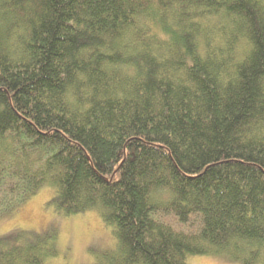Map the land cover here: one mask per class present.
<instances>
[{
    "label": "trees",
    "instance_id": "1",
    "mask_svg": "<svg viewBox=\"0 0 264 264\" xmlns=\"http://www.w3.org/2000/svg\"><path fill=\"white\" fill-rule=\"evenodd\" d=\"M43 186L93 264H264V0H0V217Z\"/></svg>",
    "mask_w": 264,
    "mask_h": 264
},
{
    "label": "rangeland",
    "instance_id": "2",
    "mask_svg": "<svg viewBox=\"0 0 264 264\" xmlns=\"http://www.w3.org/2000/svg\"><path fill=\"white\" fill-rule=\"evenodd\" d=\"M51 195V188L43 186L17 210L1 216L0 236L21 246L40 244L49 255L42 264H93L115 246L112 228L96 209L67 215L48 203ZM187 262L242 264L226 255L190 256Z\"/></svg>",
    "mask_w": 264,
    "mask_h": 264
}]
</instances>
